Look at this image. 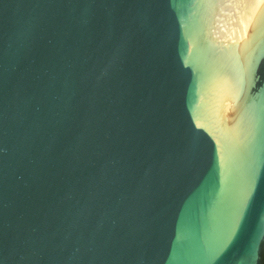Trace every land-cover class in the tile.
Masks as SVG:
<instances>
[{
  "label": "water",
  "instance_id": "95a60500",
  "mask_svg": "<svg viewBox=\"0 0 264 264\" xmlns=\"http://www.w3.org/2000/svg\"><path fill=\"white\" fill-rule=\"evenodd\" d=\"M0 264H264V0H0Z\"/></svg>",
  "mask_w": 264,
  "mask_h": 264
}]
</instances>
